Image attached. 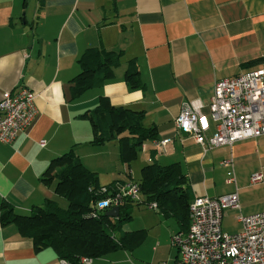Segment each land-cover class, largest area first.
Segmentation results:
<instances>
[{"label":"crops","instance_id":"crops-1","mask_svg":"<svg viewBox=\"0 0 264 264\" xmlns=\"http://www.w3.org/2000/svg\"><path fill=\"white\" fill-rule=\"evenodd\" d=\"M88 48L119 53L120 66L100 88L73 98L70 81L78 73V57ZM262 58L264 0H0V96L26 87L35 95L36 109L24 131L11 143L0 144V204L22 215L45 200L62 208L66 202L54 194L53 184L39 179L49 160L69 149L96 174L100 186L133 181L150 162L151 142L168 138L170 143L155 151L157 164L178 163L191 198L236 191L239 209L222 212L221 230L237 232L236 217L264 212V137L202 150L176 133L173 120L181 104L197 100L207 120L204 139L211 138L215 127L205 106L213 82L245 73ZM128 60L137 67L142 90H130L123 82ZM99 96L113 106L142 111V125L155 128V139L142 143L129 165L119 161L116 140L88 144L89 123L79 115L92 109ZM229 157L234 183L226 181L220 164ZM253 174H260L262 182L250 184ZM142 206L131 203L130 219L133 207ZM154 213L139 229L125 226L130 219L119 229L144 230L145 238L144 228L164 226L167 245L179 227L173 217ZM138 245L90 264H124L127 252ZM175 257L176 252L172 264ZM57 261L49 248L34 252L14 225L0 226V264Z\"/></svg>","mask_w":264,"mask_h":264},{"label":"trees","instance_id":"trees-1","mask_svg":"<svg viewBox=\"0 0 264 264\" xmlns=\"http://www.w3.org/2000/svg\"><path fill=\"white\" fill-rule=\"evenodd\" d=\"M262 61L264 58L253 63ZM77 65L78 73L70 81L73 98L100 88L112 77L113 70L120 66L119 53L88 48L78 57ZM123 82L130 90L143 89L132 60L126 62ZM79 119L89 123L91 138L88 144L100 146L116 140L118 159L125 165L137 158L142 143L156 137L154 127L142 125V111L113 106L105 96H99L95 106L80 114ZM155 155V150L151 149L150 162L139 169L138 178L133 181L144 203L154 202L155 211L173 217L178 232L185 231L188 204L192 199L186 177L178 163L159 165ZM39 180L46 186L53 184L54 194L65 199V208L45 200L40 206H34L29 214L22 215L7 204H0V226L14 225L18 234L30 241L34 252L49 248L57 259L77 264L80 257L92 260L117 250H131L143 240L144 230L123 232L119 229L130 219L131 203L118 206L116 218L106 216L104 209L95 208L96 202L111 196L121 183L100 186L96 174L81 164L72 149L49 160Z\"/></svg>","mask_w":264,"mask_h":264},{"label":"built area","instance_id":"built-area-1","mask_svg":"<svg viewBox=\"0 0 264 264\" xmlns=\"http://www.w3.org/2000/svg\"><path fill=\"white\" fill-rule=\"evenodd\" d=\"M34 98L26 87L1 94L0 144L11 143L30 125L36 113ZM203 108L197 100L185 102L173 120L176 133L181 130L202 150L264 137V61L245 73L213 82L205 108L215 131L208 140L204 139L207 120ZM170 141L153 140L151 148L162 150ZM220 164L226 169V181L234 183L232 159H224ZM249 182H262L260 174L250 176ZM125 202L156 210L154 202H143L138 185L131 180L119 184L111 196L96 202L95 208L108 210ZM227 209H239L236 191L214 198L204 195L191 199L186 230L170 237V246L176 250L173 264H264V212L239 215L236 220L240 229L228 234L221 230V215ZM90 263V258L80 257L77 264ZM57 264L69 263L58 259Z\"/></svg>","mask_w":264,"mask_h":264},{"label":"rangeland","instance_id":"rangeland-1","mask_svg":"<svg viewBox=\"0 0 264 264\" xmlns=\"http://www.w3.org/2000/svg\"><path fill=\"white\" fill-rule=\"evenodd\" d=\"M30 4V9H31ZM136 177V174H134ZM65 200V199H63ZM66 202V201H65ZM67 203L65 205H60L62 208H65ZM155 211L152 209H148L145 206L142 207H133L132 209V217L125 224L129 229H139L137 227H143V223L150 222L151 215L155 214ZM172 222H175L172 220ZM146 236L143 239V241L136 247V249L129 253L127 252V258H124L126 262L124 264H172V261L174 259V255L176 250L170 246V237L174 234H171L168 238L167 245L164 244V238L163 235L165 234V228L162 227H156L152 230L147 231L146 228ZM116 234V233H115ZM122 251V250H120ZM117 252V251H116ZM114 262H107V264H112Z\"/></svg>","mask_w":264,"mask_h":264},{"label":"water","instance_id":"water-1","mask_svg":"<svg viewBox=\"0 0 264 264\" xmlns=\"http://www.w3.org/2000/svg\"><path fill=\"white\" fill-rule=\"evenodd\" d=\"M179 135L182 137H186V134L179 130ZM106 216H109L111 218H116L118 214V207H111L104 213Z\"/></svg>","mask_w":264,"mask_h":264}]
</instances>
